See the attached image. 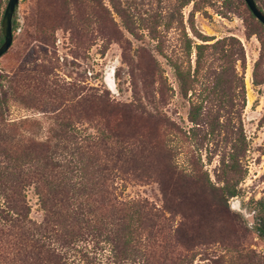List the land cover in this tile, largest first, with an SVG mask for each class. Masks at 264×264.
Wrapping results in <instances>:
<instances>
[{"label":"trees","instance_id":"trees-1","mask_svg":"<svg viewBox=\"0 0 264 264\" xmlns=\"http://www.w3.org/2000/svg\"><path fill=\"white\" fill-rule=\"evenodd\" d=\"M63 1L68 22L69 6L94 1L110 20L106 1L128 35L141 40L145 33L153 43L151 50L172 70L182 97L188 91L191 97L198 79L208 81L203 94L198 95L199 101L189 99L190 122L204 115L201 103L218 96L221 82L230 73L239 79L234 70L236 63L241 71L244 69L243 49L236 38L205 37L196 33L190 18L189 31L199 44L188 38L181 9L193 0H174L169 13L149 19L123 8L120 0ZM159 20L163 21L161 30L156 25ZM256 24L264 30L259 22ZM84 26L70 27L78 40L89 38L88 25ZM39 27L42 30L43 25ZM170 29L176 33L179 53L166 50ZM98 32L114 40L120 35L116 28L100 27ZM43 36L40 42L45 44L48 37ZM44 47L53 51L52 45ZM191 47L194 67L190 74L180 57L188 56ZM205 50L220 62L216 70L203 69ZM139 51L145 50L141 47ZM151 61L152 75L160 77L157 62ZM257 65L255 61L251 70L254 85L258 84L254 81ZM50 75V69L32 61L23 63L11 75H0V82L6 84L3 87L0 83V264H192L197 254H202L201 260L208 264H221L220 259H210L205 250H195L199 246L206 249L212 243L234 254L232 264H254L249 256L243 257L241 248L226 245L222 239V210L226 212L227 200L237 195L234 175L218 181L221 186H214L199 174L195 178L197 167L186 173L174 164L173 150L165 141V132L172 125L158 109L164 103L160 91L163 86L144 95L148 108L140 99L127 104L114 102L107 93L84 85L60 84ZM10 100L37 111L47 125L45 130L38 119L9 121L6 108ZM111 119L113 124L109 126ZM144 124L151 125L153 131L148 132ZM241 141L242 137L240 145ZM232 149L227 163L221 162L228 175L237 172L242 146L234 145ZM149 154L156 156V165L144 161ZM124 178L154 181L162 197V209L144 199L120 198L116 191ZM28 188L42 212V220L37 223L28 218ZM179 198L190 207L203 204L202 225L190 224L183 229L180 222L173 228L166 227L165 213H173V200ZM219 223L217 228L215 224ZM256 230L262 235L264 226Z\"/></svg>","mask_w":264,"mask_h":264},{"label":"rangeland","instance_id":"rangeland-1","mask_svg":"<svg viewBox=\"0 0 264 264\" xmlns=\"http://www.w3.org/2000/svg\"><path fill=\"white\" fill-rule=\"evenodd\" d=\"M6 1L0 0V20ZM103 2L111 14L112 23L96 6L95 1L77 5L75 8L69 6L68 15L71 16V21L68 22L63 0H18L12 15V42L6 53L0 57V75H11L23 63L32 61L50 69V79L60 84L84 85L107 93L110 100L118 103L127 104L140 99L148 108L150 104L146 103L147 98L144 95L153 92V88L163 86L160 91L165 97L164 103L158 109L172 125L165 132V141L173 150L174 164L186 173L197 167L195 178L199 174L214 186H221L218 181L234 175L237 195L227 200L226 212L225 209L222 210L223 242L241 248L243 257L249 256L252 263L264 264V233L260 235L256 230L257 227L264 226V30L249 16L242 0H193V3L181 9L183 27L192 41L199 44V40L189 31V18L193 21L196 33L215 39L232 36L239 41L244 53L243 71L240 70L239 63L234 67L241 81L233 78L230 73L228 79L221 82L218 96L201 103L204 115H200L195 122H190L187 115L189 99L192 102L199 101L198 95L203 94L208 81L198 79L191 89V97L190 91L182 97L172 70L163 58L151 50L153 43L149 42L145 33L141 40L133 39L123 30L107 2ZM173 2L174 0H120L123 8L142 15L144 19L166 15ZM255 2L264 14V0ZM159 21L160 24L156 25L161 30L163 21ZM84 23L88 25L89 38L78 40L70 27L84 26ZM39 25H43L42 30ZM100 27L110 30L116 28L120 35L115 40L108 38L98 32ZM43 34L48 37L45 44L40 42L44 38ZM0 39L2 41L1 31ZM44 45H52L53 51L50 48L45 49ZM165 45L167 51H180L176 33L172 29L167 32ZM141 47L144 52L139 51ZM44 50L48 52L44 54ZM210 53L209 50L204 51L205 71L209 67L216 70L220 64L214 60L215 56H209ZM151 59L157 62L160 77L152 75ZM180 61H183L185 69L189 67L191 74L194 67L193 47L188 56L180 57ZM255 61L258 64L254 79L257 85H254L251 76ZM0 83L6 87L4 80ZM6 109L9 121L38 119L43 123L44 130L47 126L37 111L23 108L14 101H8ZM112 124L113 120L109 126ZM144 125L148 132L153 131L151 125ZM241 137L244 139L241 141L242 145L239 142ZM234 145L242 146L238 152L239 166L236 173L228 175L221 162L227 163ZM144 161L151 166L157 164L155 155L149 154ZM116 192L122 199H144L159 210L162 209V197L154 181L124 178ZM182 194L181 190L179 196ZM25 195L29 206L28 218L33 222H40L42 212L35 195L30 188ZM181 200L183 199H174L173 213H165L168 219L165 222L166 227L173 228L180 222L183 223V229L190 224L202 225L203 204L190 207L186 201ZM217 218L220 219L219 216ZM221 224L215 226L219 228ZM206 247L204 249L199 246L195 250L197 253L205 250L210 253V259L215 262L220 259L221 264L234 262V254L223 251L220 244L212 243ZM201 258L202 254H197L192 264L209 263Z\"/></svg>","mask_w":264,"mask_h":264},{"label":"water","instance_id":"water-1","mask_svg":"<svg viewBox=\"0 0 264 264\" xmlns=\"http://www.w3.org/2000/svg\"><path fill=\"white\" fill-rule=\"evenodd\" d=\"M246 9L253 18L264 27V14L256 7L254 0H242ZM18 0H7L0 20V31L2 41L0 43V57L6 53L12 42V15Z\"/></svg>","mask_w":264,"mask_h":264}]
</instances>
